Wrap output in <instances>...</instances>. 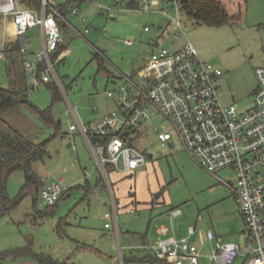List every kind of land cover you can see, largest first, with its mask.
Listing matches in <instances>:
<instances>
[{"label": "rangeland", "instance_id": "rangeland-1", "mask_svg": "<svg viewBox=\"0 0 264 264\" xmlns=\"http://www.w3.org/2000/svg\"><path fill=\"white\" fill-rule=\"evenodd\" d=\"M224 1L231 15H241L235 24L209 26L183 14L186 35L179 34L181 39L194 43L203 60L223 69L224 74L218 79L223 103L247 110L253 106L259 86L256 69L264 65V0ZM79 7L87 20L80 21L72 13L67 19L84 36L67 24L62 25L67 53L61 61L54 59L59 80L53 79L49 84L36 81L34 89L35 80L26 77L31 88L29 101L40 110L51 109L59 128L47 123L27 104L5 112L0 122V130L17 131L38 143L47 141L48 154L44 160H36L33 169L42 178L40 188L57 183L63 191L54 213L48 216L41 214L52 209L33 187L10 213L1 217L0 251L31 242L35 252L67 264H119L120 246L129 254L133 251L130 248L143 243L144 233L148 232L149 238L156 237L158 225L170 223L165 214L171 208L183 211L174 220L177 236H187L190 225L196 227L202 264H214L210 255L218 240L248 245L246 221L234 193L220 185L217 177L199 166L185 150L162 146L152 128L144 129L132 142L147 155V163L135 176H128L126 183L129 187L134 185L132 194H136L138 204H134L137 205L134 211L120 208V240L113 229L105 227V214L111 210L110 192L99 184L101 171L86 139L79 131H71L70 125L77 119L89 124L116 109L108 90H119L121 72L139 79L138 55L154 51L157 45L154 38L162 33L160 27L168 17L142 11L105 12L101 16L102 11L92 3L83 2ZM170 16L178 17L176 12ZM145 25H150L151 31L145 32ZM86 26L93 29L85 33ZM27 36L32 38V49L25 53L7 52L4 57L0 53V87L11 88L13 81L21 86L24 60L35 61L34 53L42 50L41 27L30 29ZM127 39L133 40V44L127 45ZM15 42L13 34L8 37L4 19L0 17V45L7 43L11 48ZM161 44L172 45L168 40ZM11 57H16V65ZM55 85L62 96L57 102L53 100ZM106 166L109 172L114 170ZM217 175L223 179L235 176L231 169L221 170ZM87 184L91 185L89 192ZM24 187V172L11 173L8 178L11 199L17 200ZM61 225L63 230H59ZM209 230L216 235L213 242L202 240V234ZM145 254L148 253L140 252ZM242 262L240 257L235 264ZM0 264H37V261L33 256L9 257Z\"/></svg>", "mask_w": 264, "mask_h": 264}, {"label": "built area", "instance_id": "built-area-1", "mask_svg": "<svg viewBox=\"0 0 264 264\" xmlns=\"http://www.w3.org/2000/svg\"><path fill=\"white\" fill-rule=\"evenodd\" d=\"M79 1L94 4L103 13L142 11L168 17L160 27L162 33L154 38L157 44L154 51L138 55L141 61L139 79L121 72L119 90H108V97L114 100L116 109L89 124L77 119L70 125L71 131H79L86 139L110 192L111 210L105 214V227L113 229L120 240V211L106 165L127 174L140 170L147 163V155L132 144L133 138L140 136L144 129L152 128L162 146L185 150L235 195L246 221L249 243L242 246L218 240L210 255L213 263L235 264L242 257V264H264V65L256 69L259 86L253 106L247 110H241L237 104L227 106L218 85L223 69L203 60L191 40L181 39L179 32L186 35L181 18L186 14L182 0ZM172 12L178 17L170 16ZM71 13L80 21L87 20L78 5L71 8ZM67 16L51 0H40L37 8L26 6L24 0H0V17L4 19L6 30L10 29L20 41L22 53L33 47L28 31L41 27L42 50L36 53L35 61H24L28 77L35 80L34 89L36 81L59 80L53 56L66 44L62 24L84 36ZM91 29L93 27L86 26L84 31L88 33ZM144 31H151V26L145 25ZM166 40L172 45L162 46ZM125 42L133 44L131 39ZM4 46L5 43L0 45L3 57ZM41 63L45 68L40 78ZM98 110L95 107L94 111ZM158 120L162 122L158 124ZM225 169L234 172L233 179L217 175ZM62 191L60 184L53 183L42 189L41 198L47 206H53ZM181 215L180 208L170 209L167 213L170 223L160 225L156 240L144 241L130 249L146 251L166 264H202V253L196 244V227L190 225L187 236L176 234L174 220ZM192 235H196L194 240ZM215 239L211 230L202 234L203 241ZM118 261L126 264L122 246Z\"/></svg>", "mask_w": 264, "mask_h": 264}, {"label": "trees", "instance_id": "trees-1", "mask_svg": "<svg viewBox=\"0 0 264 264\" xmlns=\"http://www.w3.org/2000/svg\"><path fill=\"white\" fill-rule=\"evenodd\" d=\"M53 2H55L60 10L66 15L71 13V8L73 6H79L81 3H83V1L79 0H54ZM24 3L26 6L31 8H37L40 6V0H24ZM184 11L187 16H189L191 19H194L197 23L206 24L209 26H222L225 24L232 25L235 24L241 17V15H231L224 0H189L184 5ZM7 33L8 37H10L12 34L10 29H8ZM6 44L7 43H5L4 46L5 53H16L17 51H20V41L17 38L14 46L11 48H8ZM64 47L65 45L62 46L57 53H55L53 59L57 58L58 54H60ZM96 57L99 61H101L102 64V58L99 55ZM11 61L15 63V65L17 64L16 57H11ZM44 68L45 65L41 63L39 66L40 78L41 71ZM10 71L13 70L10 68ZM25 72L22 75L23 83L21 86L16 85L13 81V86L11 88L0 87V122L3 120V115L5 112L17 108L22 104H27L30 105L47 123L53 124L56 129H58L60 123L55 121L51 109L40 110L29 101L28 95L31 88H29L26 84V77L28 75L27 72L26 74ZM51 82H48V84ZM52 89L53 100L54 102H57L62 98L61 93L56 85L52 86ZM46 142L47 141L40 143L35 142L17 131L0 130V218L10 213L17 206L18 202L23 199V197L26 196L33 187L38 189V196L41 197V191L43 188H45V186L40 188L42 184V178L33 169V164L36 160H44L46 158L48 154L46 150ZM15 171H22L25 175V187L23 188L21 196L17 198V200L11 199L8 191V178L10 174ZM99 184H103V187L107 188L102 174H100ZM113 186L115 188L114 181ZM85 187L88 189L87 192H89L91 185L87 184ZM58 201L55 205L49 206L52 211L42 213L41 215L48 216L54 213V207L57 205ZM117 203L120 211V208L122 207L119 205L118 200ZM134 204H137V201L132 202V208L135 209L137 205L135 206ZM62 226L63 225L59 226V230H63ZM147 235L148 232L142 235L143 242L148 240ZM140 252L141 251L139 250H133L129 254L124 253L125 263L140 264L147 261H152L156 264H166L163 261L156 259L152 255H140ZM22 256H33L36 259L37 264H67L66 262H61L54 259L48 254L35 252L31 242L25 246H19L0 251V263L9 257Z\"/></svg>", "mask_w": 264, "mask_h": 264}, {"label": "crops", "instance_id": "crops-1", "mask_svg": "<svg viewBox=\"0 0 264 264\" xmlns=\"http://www.w3.org/2000/svg\"><path fill=\"white\" fill-rule=\"evenodd\" d=\"M81 9V8H80ZM77 16V15H76ZM78 17V16H77ZM78 20H80L78 18ZM14 38L16 39V37L14 36ZM64 53H67V50L63 49V52L58 54L57 56V62L58 61H61L60 59L62 58V55H64ZM36 55V53H34ZM26 61V60H24ZM23 66H24V63H23ZM29 79V78H28ZM99 111V110H98ZM153 157V155L151 156ZM196 162V161H195ZM197 163V162H196ZM198 164V163H197ZM199 165V164H198ZM200 166V165H199ZM203 168V167H202ZM206 170V169H205ZM207 171V170H206ZM137 172L135 173H132V174H127V173H124V172H121V171H116V170H113L112 172H110V176L113 175L114 178L112 179L114 181V184H115V190H117V192L119 193L117 197V200L119 202V205L122 207V208H126V207H129V208H132V202L133 201H137L136 199V194H132V191H134V185H131L129 187V185H127L126 183L128 182L127 181V178L128 176L130 177H133L136 175ZM132 179V178H131ZM130 179V180H131ZM130 188V189H129ZM148 203V202H147ZM138 204V202H137ZM131 206V207H130ZM134 209V208H132ZM131 209V210H132ZM140 209V208H139ZM169 212V211H168ZM167 212V213H168ZM167 213L165 214V217H167ZM163 224H166V223H163ZM162 225V224H160ZM160 225H158L157 229H156V237L154 238H149V233L147 235V238H149V240L151 239V241H154L156 240V238L158 237V230H159V227Z\"/></svg>", "mask_w": 264, "mask_h": 264}, {"label": "water", "instance_id": "water-1", "mask_svg": "<svg viewBox=\"0 0 264 264\" xmlns=\"http://www.w3.org/2000/svg\"><path fill=\"white\" fill-rule=\"evenodd\" d=\"M188 1H189V0H182L183 3H187ZM100 15L102 16V15H104V13L101 12ZM113 18H114V16H113ZM150 156H152V155L150 154ZM195 237H196V235H192L191 239L194 240Z\"/></svg>", "mask_w": 264, "mask_h": 264}]
</instances>
